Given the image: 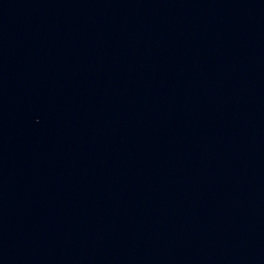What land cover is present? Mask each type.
<instances>
[{"label":"water","instance_id":"water-1","mask_svg":"<svg viewBox=\"0 0 264 264\" xmlns=\"http://www.w3.org/2000/svg\"><path fill=\"white\" fill-rule=\"evenodd\" d=\"M264 113V0H0V264H140Z\"/></svg>","mask_w":264,"mask_h":264}]
</instances>
